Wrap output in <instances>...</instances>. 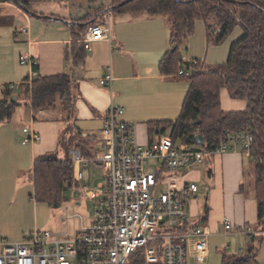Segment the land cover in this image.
I'll list each match as a JSON object with an SVG mask.
<instances>
[{"label":"crops","instance_id":"1","mask_svg":"<svg viewBox=\"0 0 264 264\" xmlns=\"http://www.w3.org/2000/svg\"><path fill=\"white\" fill-rule=\"evenodd\" d=\"M47 3L71 4L74 7L77 6L76 4H84L88 6V10L81 16L76 10H72L68 18L55 14L45 15L35 10V8ZM99 7L108 9V0H62V2L51 0L35 3L32 5L33 13L41 16L40 19L52 24H63L67 31L64 33L58 27H46L42 38H33L31 30L30 32L26 30L25 35L20 34L18 30L20 27H24L19 26L23 22L28 27L31 26L32 21L29 19L31 17L8 0H0V57L4 55L1 52L16 49L19 37L26 38L25 56L37 61L38 66L33 70L36 74L53 76L66 73L70 75L74 87L73 111L67 122L68 125H63V128L68 129V126H70L74 135L78 131L80 139H96V143L93 144L94 148L97 149L95 156L103 150V120L110 105L122 109L123 113L117 118V121L134 125V133L138 144L148 146L158 139L157 132L152 134L149 132L148 123L168 121L167 119H170L174 113L181 109L187 93V89L176 87L177 79L173 76H162L158 71L159 61L170 47V32L167 19L164 16H152L144 13H107V19L103 23H109L110 42L93 43L91 45L92 50L86 53L83 64L73 67L67 60V51L69 45L73 42L71 31L69 26L60 22L59 18L65 19V23L75 24V20L84 18L90 11ZM79 8L82 9L81 6ZM44 17H52V19L46 20ZM202 65L204 66L203 63ZM108 67L113 77L110 89L99 84V80L104 77ZM26 68L25 71L10 68L2 58L0 60V87L27 82L30 79L32 69L29 66H26ZM95 77H98V79L96 80ZM26 87L23 84L17 90L11 91V95L16 92L17 99H22L20 101L25 102L24 108H16L17 112L15 109L10 121L0 124V137L3 140L8 139L7 142H1L2 145H6L1 149L8 155V158L3 157V153L0 151V167L7 166L9 169L16 167L18 171H22L20 165V160H22V163H27L31 168L29 170L31 173L34 159L40 155H47L56 146L62 126L58 124L56 119H42L45 115L44 111L33 114L28 106L30 99L26 96ZM222 90L221 94L223 93ZM221 94L220 103L223 111L237 112L244 110V101L230 99L227 94L222 99ZM17 99L15 100L19 107L20 104ZM8 123L21 124V137L23 136V129L32 128L40 136V141L33 145L29 144V148L18 145L13 146V140H18V129L16 127L13 130L10 127L6 128ZM73 148L74 146L70 147V150ZM93 159L86 160L88 161L87 166L92 163L101 171L100 175L97 176L96 185L93 186L96 187L103 184L104 174L100 165L93 162ZM247 159L249 158L241 152H231L212 155L201 165L205 167L206 171H209V178L213 179V187L209 190L208 196L211 210L206 218L202 220L206 224L203 225L210 232L209 241L211 238L221 235L239 236L225 234V222H230L234 227L256 230V203L254 197L249 198V195L244 193L242 182L245 169L244 161ZM87 166L84 168V173L85 177L90 175V183L92 174ZM195 166L197 165H193L181 173V176H177L178 174L163 175L162 178L166 177L163 178L162 183L170 184L174 189H179L187 184L197 186L196 182L200 179V173ZM241 187H243L242 190ZM196 194L188 209L192 222L197 215L194 201ZM33 201L35 200L33 199ZM76 204L79 205V203ZM30 205H33L34 210H36L38 202ZM20 209V203L11 201L7 205V203L3 204L0 201V219L5 217V214L8 215L5 218L8 223L3 224L0 230V252L1 243L18 242L29 229L25 225L22 226L20 221L15 220L20 215ZM239 237H248L249 243L245 244V252L256 254L252 245L256 240V236ZM258 239L262 240L264 237L260 236Z\"/></svg>","mask_w":264,"mask_h":264},{"label":"built area","instance_id":"2","mask_svg":"<svg viewBox=\"0 0 264 264\" xmlns=\"http://www.w3.org/2000/svg\"><path fill=\"white\" fill-rule=\"evenodd\" d=\"M19 33L25 35L26 29L20 27ZM100 41L110 42L108 22L88 28L79 42L89 53L91 45ZM19 63L32 69L30 79L23 83L30 88L38 63L26 56L20 57ZM181 63L188 64L190 69L179 70L175 77L194 75L197 60L181 59ZM112 82L108 67L99 84L110 89ZM23 84H9L6 88L13 91ZM122 113L121 108L112 105L106 111L103 150L92 160L102 169L103 184L91 187L90 175L86 179L84 173L88 161L78 150L69 151L72 181L85 198L96 203L90 222L84 224L81 217L69 216L65 208L64 234L35 230L21 241L1 243L0 264H187L189 259L203 264L206 261L210 232L206 226L194 224L188 211L197 186L187 184L158 195L156 187L162 183L163 175L181 174L212 155L241 152L251 158V130L244 127L226 132L215 138L208 149L184 143L177 146L169 133L159 135L148 146H141L134 125L117 121ZM22 133L23 145L40 141L32 128H25ZM70 219H78L72 236H68ZM224 231L264 237V231L234 227L230 222L224 223Z\"/></svg>","mask_w":264,"mask_h":264},{"label":"trees","instance_id":"3","mask_svg":"<svg viewBox=\"0 0 264 264\" xmlns=\"http://www.w3.org/2000/svg\"><path fill=\"white\" fill-rule=\"evenodd\" d=\"M8 1L12 3V0ZM19 1L32 11L33 4L51 0ZM124 1L108 0V7ZM105 10L106 7L94 9L84 18L75 20V24L65 23V19L59 18L71 31L73 42L69 45L67 60L73 67L82 65L86 57L79 41L88 28L102 24ZM141 13L167 19L170 49L158 63L159 74L189 83L179 117L174 121L150 122L149 132L157 131V136L169 133L174 143L208 149L222 134L248 127L253 136V155L249 160L254 172L255 229L264 231V0H132L108 14ZM44 19L51 20L52 17ZM211 20L214 23L210 24ZM198 21L204 23L207 45H219L237 26L242 28L243 36L231 45L224 64L205 69L198 61L194 75L175 77L179 70L190 69L188 64L181 63L178 48L193 34ZM225 88L231 99L245 102L244 110L225 112L221 109L220 94ZM73 89V80L66 73L53 76L36 74L25 93L30 99L28 106L31 111H60L64 121L68 122L73 111ZM17 106L11 91L0 87V124L10 121ZM68 127L65 130L73 134ZM197 136L202 138V147L196 142ZM94 143L96 139H80L76 131L64 145L65 152L67 154L73 145L85 159H93L97 152ZM72 172V163L67 155L64 158L37 156L31 170L33 199L48 206H59L65 200L64 193L77 188L72 181ZM221 264H257L256 254L223 256Z\"/></svg>","mask_w":264,"mask_h":264},{"label":"rangeland","instance_id":"4","mask_svg":"<svg viewBox=\"0 0 264 264\" xmlns=\"http://www.w3.org/2000/svg\"><path fill=\"white\" fill-rule=\"evenodd\" d=\"M75 5V4H74ZM77 6L74 7L71 4L65 5L64 3H47L42 5L39 8H35L37 12H41L45 15L48 14H55L61 17L68 18L72 10H76L77 13L81 16L84 15L85 12L88 10V6L84 4H76ZM81 6V10L80 7ZM32 21L31 26H27L24 22L19 26H24L27 28L28 32L32 31L33 38H42L43 32L46 31V27H58L62 29L64 33H66V28L63 24H52L51 22L44 21L42 19L36 18H29ZM107 19V13L105 12L102 16L101 23ZM103 20V21H102ZM214 23V20L210 21V24ZM49 29V28H47ZM19 30V29H18ZM243 36V30L240 26H237L233 29V31L225 38V40L220 43L219 45H207L205 40V31H204V23L201 21L196 22L193 34L188 38V40L182 43L179 48V54L181 59L183 60H197L204 64V68H209L215 65H222L227 61L229 50L232 44L237 42ZM26 38L19 37V40L16 44V49L8 50L6 52H1L4 54L2 58H4L5 63L13 69H17L19 71H25L26 66H22L19 64V58L21 56H25V49H26ZM170 49V47H169ZM115 58V57H114ZM97 80L98 77H95ZM176 79V78H175ZM176 87L178 88H189V83L187 80H176L175 83ZM223 93L221 94V98L225 97L227 94L230 98L227 89L222 90ZM17 93L13 92L12 96L17 99ZM231 99V98H230ZM18 100V99H17ZM22 100V99H20ZM18 100L20 106L16 107L17 109L24 108V101ZM25 100V99H24ZM182 106V105H181ZM16 109V112H17ZM181 109L177 113H174L168 121L176 120L180 115ZM56 119L58 120V124H60L62 129H60L59 137L57 139L56 146L53 150H51L47 155H52L57 158H64L66 155L69 157V151L66 154L65 152V144H67L70 140V137L73 136L72 132H68L63 128V125L66 126L68 123L64 121L63 115L60 111H46L45 115L42 119ZM20 122V121H19ZM17 124V123H16ZM6 128L10 127L12 130L13 128L18 129V140L14 141L12 145L16 147L22 146L29 148V144L27 146L22 145L23 136H20L21 124H6ZM25 125V124H23ZM22 125V126H23ZM5 128V129H6ZM66 128V127H65ZM22 138V139H21ZM8 139L3 140L0 137V151L1 148L6 147L5 144H1L2 141L7 142ZM182 143H177V146L181 145ZM73 146V145H72ZM14 147V148H15ZM75 149V148H73ZM21 152L22 150L19 149ZM3 157H7L8 155L2 151ZM16 162V161H15ZM20 165L22 166V171L16 169V167H12L9 169L7 166L0 167V201L3 204L9 205L10 202L20 203V215L18 218H15L16 221H20L22 226L25 225L29 227L25 232V236L27 237L30 232L38 230L40 232L48 231L53 234H64L65 233V208H67V213L69 216H79L83 219L84 224H88L90 222L94 207L96 205L95 201L89 200L85 198L77 188H73L68 192L64 193V201L59 204V206H48L45 203L38 202L37 209L34 210L33 205L31 203H36L33 201V185H32V177L30 173V167L27 163H22L20 160ZM199 164L195 166L197 167L200 173V179L196 182L197 187L199 188V192L196 194L195 206L197 208V215L193 219L194 224L202 223L203 219L206 218L208 212L211 210V205L209 201V190L213 187V179L209 178V171H206L203 165ZM245 169L244 175L242 178L243 186H244V193L249 195V198L253 197V182H254V172H253V165L249 159L244 161ZM87 169L91 172V180L90 186L93 187L96 185L98 177L101 173L100 169L90 163L87 166ZM94 175V176H93ZM182 174H178L177 176H181ZM96 176V177H95ZM87 177V175H86ZM164 176L163 178H165ZM250 185V187H249ZM172 189V186L167 183H158L156 187L155 194L158 195L160 193L165 192L166 190ZM246 195V194H245ZM29 203V204H28ZM76 203H79L77 205ZM0 219V230L2 229V225L8 223L5 220L7 214L4 215ZM10 223V222H9ZM206 225V224H205ZM78 226V219H70L68 223L69 233L68 236H72L73 232ZM1 233V231H0ZM29 233V234H28ZM260 236H256V240L254 241L253 248L254 253L257 254V264H264V239H258ZM262 237V236H261ZM22 238V239H23ZM21 239V240H22ZM248 237H239V236H216L210 239V253L208 258L203 264H221V260L223 256H241L244 254H248L245 252V244L249 243ZM19 240V241H21ZM240 249V251H239ZM187 264H198L194 260L189 259Z\"/></svg>","mask_w":264,"mask_h":264},{"label":"water","instance_id":"5","mask_svg":"<svg viewBox=\"0 0 264 264\" xmlns=\"http://www.w3.org/2000/svg\"><path fill=\"white\" fill-rule=\"evenodd\" d=\"M132 0H126L122 3H120L119 5L115 6V7H112V8H108L106 9V13H110L111 11L117 9V8H120L122 6H124L126 3L130 2ZM12 3L18 7L19 9H21L26 15H28L29 17L31 18H36V19H40L41 16L39 15H36L35 13H33L32 11L28 10L26 7H24L19 0H12ZM68 23V22H67ZM157 132V131H156ZM196 142L199 146H202L203 145V141H202V138L200 136H197L196 137ZM56 207V206H54Z\"/></svg>","mask_w":264,"mask_h":264}]
</instances>
